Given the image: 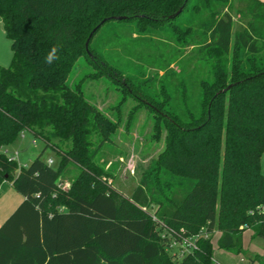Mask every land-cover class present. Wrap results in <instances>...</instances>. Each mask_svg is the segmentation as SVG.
<instances>
[{"label": "trees", "instance_id": "obj_1", "mask_svg": "<svg viewBox=\"0 0 264 264\" xmlns=\"http://www.w3.org/2000/svg\"><path fill=\"white\" fill-rule=\"evenodd\" d=\"M212 1L0 0L12 50L10 65L0 66V183H11L24 197L0 225V264H214V231L220 233L217 247L236 254L243 251L244 230L264 238V1H240V18L249 15L244 23L234 28L225 12L204 23L196 40L185 16ZM109 16H126L110 20L138 27L189 24L183 34L195 47L194 58L213 74L202 81L198 114L187 109L185 119L159 108L142 80L130 74L124 80L122 70L102 60L91 41L107 21L90 39L91 55L86 52L90 31ZM56 44L60 59L48 65L45 56ZM80 57L114 75L167 126L165 147L130 195L106 181L111 173L96 158L115 124L79 85H69ZM26 131L51 146L57 166L42 159L44 149L26 165L3 151ZM45 131L70 147L51 144ZM93 132L100 137L95 148ZM73 168L69 188L59 189ZM186 237L196 247L178 259L169 244ZM248 260L264 264V252Z\"/></svg>", "mask_w": 264, "mask_h": 264}, {"label": "rangeland", "instance_id": "obj_2", "mask_svg": "<svg viewBox=\"0 0 264 264\" xmlns=\"http://www.w3.org/2000/svg\"><path fill=\"white\" fill-rule=\"evenodd\" d=\"M240 1L243 2L214 0L208 8L188 12L185 17L192 21L196 31L195 38L198 36L196 40L202 38L204 23L207 24L211 18L220 17L225 12L232 16L234 28L239 23H244L242 21L248 19L249 15L244 19L240 18V10L244 9ZM183 22H186L184 18ZM188 25L185 23L180 28L171 26L164 29L148 25L138 27L132 22L110 20L92 38L91 47L100 53L102 60L111 68L118 72L122 70L120 73L124 80L128 74L142 80L143 89L150 92V97L155 98L159 108L172 109L185 118L187 109L195 115L200 112L203 100L202 81L213 79L210 67L194 58L195 47L189 44L190 41L183 34V27ZM193 41L194 39L192 43ZM11 59V43L0 23V66L8 67ZM76 84L80 86L84 97L115 124L96 158L111 173L106 181L111 182L124 195H130L141 174L165 147L167 126L152 109L129 93L114 75L100 73L88 58L80 57L74 63L69 75V85L74 87ZM44 133L51 144L62 149L70 147L68 140L55 138L47 131ZM32 139H35L34 143ZM91 140L92 148H95L100 140L98 133L93 132ZM43 149L42 159L47 161L50 158L51 165L57 166L59 156L51 146L45 148L41 137L27 131L24 132V138L20 136L9 145L8 153L10 155L13 151H18V165H26ZM260 165L264 174V152ZM76 174L77 169L73 168V174L60 182L59 189H68L71 178ZM11 190L20 194L14 187ZM5 199H9V194L1 189L0 202ZM247 230L242 237L243 251L240 254L231 252L244 256L246 260L253 250L259 254L264 252V238H252V231Z\"/></svg>", "mask_w": 264, "mask_h": 264}, {"label": "crops", "instance_id": "obj_3", "mask_svg": "<svg viewBox=\"0 0 264 264\" xmlns=\"http://www.w3.org/2000/svg\"><path fill=\"white\" fill-rule=\"evenodd\" d=\"M261 1H264V0H261ZM0 23L3 27V23L1 20H0ZM3 30H4V27H3ZM22 138H24V136ZM33 140H35V139H32V142H33ZM8 147H6L7 150H8ZM18 164H19V160H18ZM12 187L13 186L11 185V183H9L7 181H2L0 183V190L2 189L5 192H8V194H9V199H5V200H3V202H0V225L17 208V206L24 199V197L21 196L20 194H16L15 192H13L11 190ZM249 230L250 229H248L247 231H249ZM244 233H245V230L242 232V237L244 236ZM219 235H220V233L218 231H214L212 243H213V258H214L215 264H257V262H249L242 255H236V254H233V253L226 251L224 249L218 248L216 245V241H217ZM251 236H252V232H251ZM214 238H215V241H214ZM254 254H259V253L254 251V250L251 251L250 255L253 256Z\"/></svg>", "mask_w": 264, "mask_h": 264}, {"label": "built area", "instance_id": "obj_4", "mask_svg": "<svg viewBox=\"0 0 264 264\" xmlns=\"http://www.w3.org/2000/svg\"><path fill=\"white\" fill-rule=\"evenodd\" d=\"M21 137L24 136V133L20 134ZM35 140H33V143ZM11 159L17 160L18 152L14 151L12 154L9 155V151L5 148L3 150ZM52 160L49 158L47 160L48 164H51ZM196 247L195 242L193 238L186 237V238H181L179 240H172L169 244L170 249H175L174 255L176 258L181 259L185 254L190 252Z\"/></svg>", "mask_w": 264, "mask_h": 264}, {"label": "water", "instance_id": "obj_5", "mask_svg": "<svg viewBox=\"0 0 264 264\" xmlns=\"http://www.w3.org/2000/svg\"><path fill=\"white\" fill-rule=\"evenodd\" d=\"M186 1V0H185ZM182 8H183V6H181L174 14H171V15H169L168 17L169 18H173V17H175V16H177L178 14H180V12L182 11ZM126 18V16H109V17H105V18H103L96 26H94V28L90 31V33H89V35H88V37H87V39H86V41H85V44H84V46H85V50H86V52L89 54V55H91L90 54V52H89V49H88V45H89V42H90V39H91V37L93 36V34L97 31V29L101 26V24H103L105 21H108V20H110V19H125ZM233 84H229V85H227L224 89H222V90H219L218 92H216V94H215V96L218 94V93H220V92H222V91H226L227 89H229L231 86H232Z\"/></svg>", "mask_w": 264, "mask_h": 264}, {"label": "clouds", "instance_id": "obj_6", "mask_svg": "<svg viewBox=\"0 0 264 264\" xmlns=\"http://www.w3.org/2000/svg\"><path fill=\"white\" fill-rule=\"evenodd\" d=\"M60 45H53L45 56L44 62L48 65H52L54 62L60 59L59 57Z\"/></svg>", "mask_w": 264, "mask_h": 264}]
</instances>
